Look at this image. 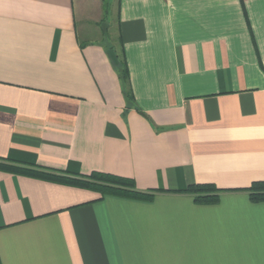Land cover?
<instances>
[{"label":"crops","instance_id":"1","mask_svg":"<svg viewBox=\"0 0 264 264\" xmlns=\"http://www.w3.org/2000/svg\"><path fill=\"white\" fill-rule=\"evenodd\" d=\"M0 159L155 192L0 170V264H264V0H0Z\"/></svg>","mask_w":264,"mask_h":264},{"label":"trees","instance_id":"2","mask_svg":"<svg viewBox=\"0 0 264 264\" xmlns=\"http://www.w3.org/2000/svg\"><path fill=\"white\" fill-rule=\"evenodd\" d=\"M116 69L121 79L123 92L127 100H131V93L128 85V74L126 67L122 63H118ZM0 170L7 171L16 174H29L37 178L48 179L60 183H64L70 186L88 189L94 192H98L103 195H111L125 199L151 201L154 191H138L132 180L116 177L113 175H106L100 173H92L86 177H67L60 176L53 173H44L38 171H31L14 165L9 162H5L0 159ZM247 192L251 202L263 203L264 202V181L253 182L249 187L241 189ZM225 190L216 188L211 184H194L188 186L181 193L190 194L194 196V201L199 204H214L218 201L219 195Z\"/></svg>","mask_w":264,"mask_h":264},{"label":"water","instance_id":"3","mask_svg":"<svg viewBox=\"0 0 264 264\" xmlns=\"http://www.w3.org/2000/svg\"><path fill=\"white\" fill-rule=\"evenodd\" d=\"M107 54L109 55L111 61H112L114 64H117V63H118L117 58H116V55H115V53H114L113 50H109V51H107Z\"/></svg>","mask_w":264,"mask_h":264},{"label":"rangeland","instance_id":"4","mask_svg":"<svg viewBox=\"0 0 264 264\" xmlns=\"http://www.w3.org/2000/svg\"><path fill=\"white\" fill-rule=\"evenodd\" d=\"M102 25H104V27L106 26V23H103Z\"/></svg>","mask_w":264,"mask_h":264}]
</instances>
